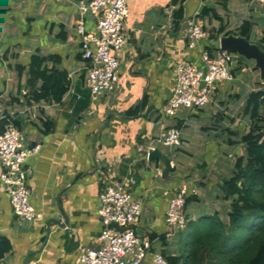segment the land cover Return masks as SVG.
Here are the masks:
<instances>
[{
	"label": "crops",
	"instance_id": "obj_1",
	"mask_svg": "<svg viewBox=\"0 0 264 264\" xmlns=\"http://www.w3.org/2000/svg\"><path fill=\"white\" fill-rule=\"evenodd\" d=\"M77 3L0 0V120L20 128L28 147L39 145L26 159L37 217L26 221L16 216L0 177V237L12 244L0 264H23L32 251L26 264H84V250L99 246V195L111 180L125 183L142 201L137 231L152 240L153 250L181 256L179 231L167 238L169 200L177 187L186 185L196 191L190 194L196 199L187 205L188 221L203 211L221 216L219 205L229 210L221 184L244 153L241 137L249 130L244 131L237 101L243 98V109L248 95L264 82L254 64L234 60L233 79L217 84L208 105L167 116L162 109L173 94L176 64L186 59L206 68L202 51L215 52L223 35H241L247 20L258 43L264 10L249 0H128L120 79L95 100L86 84L88 61L76 29ZM179 9L183 15L177 27ZM191 17L206 32L195 47L185 33ZM85 23L94 30L96 19L87 15ZM34 54L54 56L47 66L67 71L70 84L61 101L33 97L28 69ZM245 70L258 71L259 79L251 84L239 73ZM175 125L182 130V144L161 145L158 140ZM151 145L168 155L170 171L161 159H147ZM151 256L142 264H151Z\"/></svg>",
	"mask_w": 264,
	"mask_h": 264
},
{
	"label": "built area",
	"instance_id": "obj_2",
	"mask_svg": "<svg viewBox=\"0 0 264 264\" xmlns=\"http://www.w3.org/2000/svg\"><path fill=\"white\" fill-rule=\"evenodd\" d=\"M249 1L264 10V0ZM77 5L80 18L76 29L80 35L83 57L88 61L86 84L96 100L102 93L112 91L120 79V56L127 44L125 25L129 14L128 0H78ZM87 15H93L96 19L94 30L86 27ZM185 33L190 47H195L206 36L202 24L194 17L186 19ZM202 58L206 68L186 59L176 64L173 94L162 109L165 115L175 116L184 108L205 107L217 84L233 79V53L219 45L215 52L203 50ZM26 140V134L16 125L11 122L5 125V130L0 134V162L3 166L0 177L10 194L16 216L31 221L38 213L30 201L26 159L39 149V145L28 147ZM158 141L161 145L180 146L181 128L176 125L169 127ZM155 148L154 145L148 148L147 159ZM195 192L194 188L190 190L186 185L175 189L166 215L168 239L187 226V197ZM99 198V215L103 224L98 237L99 246L84 250L80 257L84 264H142L149 254H152L151 264H169L162 251L153 250L152 240L138 233L137 224L143 213L142 201L134 197L125 183L109 181ZM113 223L125 229L120 230L112 226Z\"/></svg>",
	"mask_w": 264,
	"mask_h": 264
},
{
	"label": "trees",
	"instance_id": "obj_3",
	"mask_svg": "<svg viewBox=\"0 0 264 264\" xmlns=\"http://www.w3.org/2000/svg\"><path fill=\"white\" fill-rule=\"evenodd\" d=\"M182 15V9L175 12L177 27ZM252 26L250 20L244 21L240 34L250 38ZM258 43L264 49V34ZM52 58L38 54L31 57L28 84L37 100L59 102L69 88L67 71L47 66ZM243 115L251 121L241 137L245 152L237 157L232 174L221 184L223 198L230 201L227 220L219 212L189 220L179 231L180 238L187 240L183 264H264V87L248 95ZM7 123L0 120V134ZM191 195L187 205L196 199ZM11 249V241L0 237V259ZM165 256L169 264H182V256Z\"/></svg>",
	"mask_w": 264,
	"mask_h": 264
},
{
	"label": "water",
	"instance_id": "obj_4",
	"mask_svg": "<svg viewBox=\"0 0 264 264\" xmlns=\"http://www.w3.org/2000/svg\"><path fill=\"white\" fill-rule=\"evenodd\" d=\"M219 44L220 48L226 50L229 53H236L250 61H254V67L259 69L260 79L264 82V49L258 43L252 42L246 36L229 33L228 35H223L219 38ZM202 85H204V82L202 83ZM157 159H161L164 162L167 172L171 170L170 158L158 147H156L149 153L150 161H155ZM57 222L64 225L63 221L57 220ZM112 226H115L120 230L125 229V227L119 226L118 223H113ZM33 252L34 251L28 253L23 264H26L28 262L29 257Z\"/></svg>",
	"mask_w": 264,
	"mask_h": 264
},
{
	"label": "rangeland",
	"instance_id": "obj_5",
	"mask_svg": "<svg viewBox=\"0 0 264 264\" xmlns=\"http://www.w3.org/2000/svg\"><path fill=\"white\" fill-rule=\"evenodd\" d=\"M250 39L252 41L257 42V40L255 39V36L253 34H251ZM234 60L235 61L237 60V62L241 61L242 64L250 66V67L253 66V64H254L250 60H248V59L244 58L243 56H240V55H238L236 53L234 55ZM234 63H236V62H234ZM245 71L246 72H239V73L242 74L244 77H246V79H250L251 84L254 83L255 80L259 79V77H258L259 75H257L258 71H257V74H256V72H254L252 70H245ZM237 102H238L237 107H238V111H239V116H240V119H241L240 121H243V125H245V127L243 126L244 129H245L244 131H247L250 128V120H249L248 116L243 115V109H242V107H243V105H242L243 98L238 99ZM240 148H241V152L242 151L245 152L244 144H242L240 146ZM198 158H200L199 155H197V159ZM228 208H230V207H228ZM219 209H220V212H221V217H223V219L226 221L227 220V211L224 209V207H221L220 205H219ZM212 212L203 211L202 214L203 215L213 214ZM186 241L187 240H185V238H181V241L179 242L180 243L179 250H180V253H181V256H182V264L184 263V260H185V252H186V244H187Z\"/></svg>",
	"mask_w": 264,
	"mask_h": 264
}]
</instances>
